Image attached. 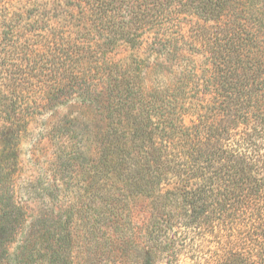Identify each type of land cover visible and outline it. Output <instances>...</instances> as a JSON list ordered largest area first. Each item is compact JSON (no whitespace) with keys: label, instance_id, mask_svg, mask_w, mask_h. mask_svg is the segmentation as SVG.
<instances>
[{"label":"trees","instance_id":"trees-1","mask_svg":"<svg viewBox=\"0 0 264 264\" xmlns=\"http://www.w3.org/2000/svg\"><path fill=\"white\" fill-rule=\"evenodd\" d=\"M16 2L0 166L76 102L56 158L85 177L30 186L58 210L39 224L0 190V264L15 242L18 264H264V0Z\"/></svg>","mask_w":264,"mask_h":264},{"label":"rangeland","instance_id":"rangeland-1","mask_svg":"<svg viewBox=\"0 0 264 264\" xmlns=\"http://www.w3.org/2000/svg\"><path fill=\"white\" fill-rule=\"evenodd\" d=\"M13 2L17 4L16 0H0V26L6 18V13L11 11ZM1 32L2 27H0V41ZM2 46H0V93L12 96L13 92L16 91L21 96L22 87L19 75L9 65L10 62L7 59L8 55L5 53L4 44ZM83 111L84 109L79 103L72 102L45 114L33 116L28 133L25 134L24 131H21L19 136L14 138L15 142L18 143L16 146L18 155L16 167L11 169L8 164L6 168L0 166V183L5 180L0 184V190L3 187L15 184L17 188L16 203L24 206L30 218L36 224L43 220L44 213H51L54 210L55 215H57L58 210L48 198L33 194L30 186L35 185L40 188L47 185V183H52L55 187L62 186L61 190H64L67 185L64 181L74 180V186H76L75 177H79V175L85 177L84 168L78 167V171L77 168L66 171L67 168L56 158L60 148L65 145L64 139L59 138L60 125L58 121L67 114H77ZM1 123L2 117H0ZM135 211L141 218L144 216L146 218L148 215L145 206L138 205ZM18 252L19 243L15 242L11 246L10 253L3 256L6 259L5 264H18L15 259Z\"/></svg>","mask_w":264,"mask_h":264}]
</instances>
